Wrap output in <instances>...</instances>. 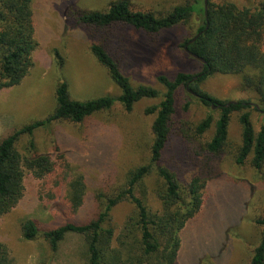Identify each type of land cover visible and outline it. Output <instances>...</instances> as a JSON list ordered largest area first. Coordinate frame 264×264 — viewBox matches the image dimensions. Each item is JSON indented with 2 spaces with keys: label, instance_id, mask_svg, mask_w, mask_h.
Returning <instances> with one entry per match:
<instances>
[{
  "label": "trees",
  "instance_id": "obj_1",
  "mask_svg": "<svg viewBox=\"0 0 264 264\" xmlns=\"http://www.w3.org/2000/svg\"><path fill=\"white\" fill-rule=\"evenodd\" d=\"M201 1L175 6L164 15L135 10L130 0L115 1L103 11L70 13L69 19L89 37L91 52L107 69L121 93L74 99L69 83L61 81L56 89V106L46 118L14 128L0 139V217L10 213L24 197L27 172L37 180L57 179V193L50 198L61 196V223L42 229L35 219L28 218L20 226L25 240L42 236L57 251L68 233H77L85 238L88 264H176L182 232L201 212L205 190L222 173L225 157L240 167L249 165L262 174L264 181V126L256 133L250 117L251 109L264 111L261 106L264 105V0H249L243 8L229 0L209 2L207 15L205 0ZM193 14L200 16L203 24L185 40L183 54L193 57L187 46L204 59L205 62L195 58L202 64L201 70L179 72L174 78L160 75L157 79L166 88L163 93L151 85H133L121 69L126 63V53L119 43L124 40L119 29L132 27L142 31L155 44L163 31L187 21ZM37 46L34 0H0V90L17 86L28 76L34 66L33 53ZM214 74L241 75L243 90L255 92L262 102L258 106L241 99L229 104L230 101L213 97L201 88V83ZM181 87L190 89L209 111L199 123H189L190 128L182 121L180 124L175 121L176 96ZM160 97L159 104L145 109L146 114L155 115L149 161L130 169L125 182L112 191L92 193L93 200L88 198L86 176H73L66 163L59 167L57 158H62V154L36 151L33 139L29 141L26 155L17 147L22 135L32 136L37 129L56 122L84 123L92 115L110 110L118 103L131 112L141 100ZM235 113L239 114L241 126L237 143L230 139ZM174 135L180 137L184 151L165 158ZM105 143L107 147L115 146L110 139ZM104 152V159L98 165L106 167L111 176L115 170L111 161L115 151L111 150L108 155ZM153 172L163 181L157 192L163 205L160 212H154L147 204L143 186ZM246 188L250 193L251 186ZM123 201L133 203L135 212L125 223L118 238L119 246L114 247L111 212ZM85 209H89L87 217L79 218V211ZM255 225L260 238L248 264H264V214L255 220ZM0 264H16L3 241H0Z\"/></svg>",
  "mask_w": 264,
  "mask_h": 264
},
{
  "label": "rangeland",
  "instance_id": "obj_2",
  "mask_svg": "<svg viewBox=\"0 0 264 264\" xmlns=\"http://www.w3.org/2000/svg\"><path fill=\"white\" fill-rule=\"evenodd\" d=\"M115 1L118 0H34L38 41L33 53L34 66L19 85L0 90V139L14 128L46 118L56 106V89L61 81L69 83L74 99L120 95L121 90L107 69L91 52L89 37L84 35L74 20L69 19L72 12L103 11ZM130 1L135 10L164 15L175 6L191 5L196 0ZM229 1L241 8L249 2ZM209 2L217 4L222 0ZM202 24L201 17L193 14L187 21L163 31L155 44H151L150 38L142 31L132 27L120 28L124 40L119 43L126 53V63L121 68L123 73L133 85H151L163 93L166 88L157 79L160 75L174 78L179 72L200 71L202 64L183 54V43ZM201 88L224 102L241 99L250 100L252 105L262 102L255 92L243 90L241 75L214 74L201 83ZM161 99H143L135 104L131 112L118 103L80 124L56 122L37 129L32 136L22 135L17 147L26 155L29 141L33 139L36 151L62 154V158H57L59 167L66 163L70 165L73 176H86L90 193L88 198L93 200L92 193L97 195L100 191H112L125 182L130 169L149 161L153 142L151 127L155 115L146 114L145 109L159 104ZM176 107V124L182 121L187 128H190L189 123H199L209 113L198 97L185 87L177 91ZM250 117L258 133L264 126V111L251 109ZM238 120L239 114L235 113L230 126V139L234 143L240 141L241 126ZM107 139L113 141L115 146L107 147ZM169 145L164 153L165 158L172 153L181 155L184 151V144L178 136L174 135ZM113 149L115 156L111 161L115 170L110 176L106 167L98 164L104 159V150L108 155ZM221 167L222 173L211 180L205 190L201 212L187 223L182 232L179 264H248L259 242L255 220L264 214L262 174L249 165L238 166L229 157L224 158ZM56 181L54 177L37 180L27 172L24 197L10 213L0 217V241L8 246L16 264H88L83 235L68 233L57 251H53L42 236L32 241L22 237L20 226L28 218L35 219L42 229L61 223V196L50 198L57 193ZM104 182L109 184L104 185ZM162 184V178L153 172L143 185L146 202L154 212H160L163 208L157 193ZM247 185L251 186L250 193ZM88 210L79 211V218L87 217ZM134 212L135 205L130 201H123L113 208L111 224L115 229L114 247L119 246L118 238Z\"/></svg>",
  "mask_w": 264,
  "mask_h": 264
},
{
  "label": "water",
  "instance_id": "obj_3",
  "mask_svg": "<svg viewBox=\"0 0 264 264\" xmlns=\"http://www.w3.org/2000/svg\"><path fill=\"white\" fill-rule=\"evenodd\" d=\"M207 9H208V0H205V10H206V15H207V11H208ZM201 34H202V32H200V33L197 35V37L200 36ZM195 39H196V38H195ZM195 39H194V40H195ZM186 50H187V51L189 52V54H190L191 56H193L194 58H197V59H199V60L205 62L204 59H202V58L199 57L198 55H196V54L192 53L191 51H189L187 46H186ZM233 102H235V101H230L229 104H230V103H233Z\"/></svg>",
  "mask_w": 264,
  "mask_h": 264
},
{
  "label": "crops",
  "instance_id": "obj_4",
  "mask_svg": "<svg viewBox=\"0 0 264 264\" xmlns=\"http://www.w3.org/2000/svg\"><path fill=\"white\" fill-rule=\"evenodd\" d=\"M179 261H180V253H179L178 261H177L176 264H179Z\"/></svg>",
  "mask_w": 264,
  "mask_h": 264
}]
</instances>
